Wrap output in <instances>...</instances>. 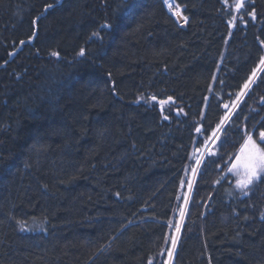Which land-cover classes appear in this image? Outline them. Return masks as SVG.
I'll use <instances>...</instances> for the list:
<instances>
[{
  "label": "trees",
  "instance_id": "1",
  "mask_svg": "<svg viewBox=\"0 0 264 264\" xmlns=\"http://www.w3.org/2000/svg\"><path fill=\"white\" fill-rule=\"evenodd\" d=\"M175 2L185 25L164 0H0V264H264V180L228 171L264 131V0Z\"/></svg>",
  "mask_w": 264,
  "mask_h": 264
},
{
  "label": "snow or ice",
  "instance_id": "2",
  "mask_svg": "<svg viewBox=\"0 0 264 264\" xmlns=\"http://www.w3.org/2000/svg\"><path fill=\"white\" fill-rule=\"evenodd\" d=\"M225 3L228 2V0H224ZM164 3L168 6L170 10L174 12V15L180 17L181 16V8L180 4L176 3L175 0H164ZM125 6L128 11H131L133 7H135L134 4L129 5L128 0H125ZM52 5H47V8H51ZM234 8L237 12H240L242 9L246 8V0H234ZM249 16H251L253 19L255 18V10L247 13ZM186 20L187 18L184 17ZM235 19V18H233ZM102 28L110 29L112 27L111 24L105 23L104 25H101ZM93 36L99 37V32H94L92 34ZM23 43V41L21 42ZM53 56H58L59 53L53 52L51 53ZM78 55L83 56L84 50L81 49ZM260 64L264 65V58H261ZM256 76V72L253 71L252 75L248 77V79L243 83L240 92L236 95L235 100L232 102V108H235L238 106V101L242 96H244L247 93V90L250 89V87L255 83L254 77ZM153 100L156 99V97H152ZM169 100L171 98L169 97ZM168 101L161 100V104H165ZM224 108L228 109V113H226L217 123L214 129L211 130V134L206 137L204 140L203 145V151L201 148H197L196 152L199 153V156L196 158V165H200L202 161H204L205 155L208 157H215L219 155L221 158L226 153L222 151L224 146L229 142L228 140V127L226 125L229 124V121L231 120V108L229 107V104L225 103ZM167 119V117H165ZM233 127H238L233 122ZM206 131V130H205ZM197 133H200L202 136L205 135V132H202L201 128L196 129ZM223 136V139L221 138ZM243 139V144L240 146L239 151L235 154V162L231 165V167L228 168V171L233 173V175L237 176L236 180V187L239 188L243 194L247 195V190L250 189V187L257 181L264 180V147L261 146V144H264V131L259 132L258 139L261 143H257V140L253 139V134L251 132L247 133ZM217 141H219V144H217ZM209 144L212 145V147H209ZM205 163H208L209 161H204ZM211 163H216L215 160L210 161ZM218 166V165H217ZM193 173L196 172V169L193 168ZM220 179H223L221 177ZM220 181L217 180L216 183H219ZM185 181H181V186L183 187ZM188 187L191 188V182H188ZM179 198V197H178ZM187 200V197H185ZM184 211L183 209L180 210V216L183 217ZM264 218V217H262ZM176 231H180V225L177 224ZM177 242V237L173 236L171 237V243L173 248L175 247ZM171 251H169V256H171ZM151 264V262H149Z\"/></svg>",
  "mask_w": 264,
  "mask_h": 264
},
{
  "label": "rangeland",
  "instance_id": "3",
  "mask_svg": "<svg viewBox=\"0 0 264 264\" xmlns=\"http://www.w3.org/2000/svg\"><path fill=\"white\" fill-rule=\"evenodd\" d=\"M180 23L182 24V25H184L186 22H185V20H180ZM263 67H264V65H263ZM240 99H242V97L240 98ZM238 104H239V102H238ZM238 107V106H237ZM237 107H235V108H231V105H230V108H231V119L235 116V113H236V109H237ZM226 113H228V111L226 112ZM231 121V120H230ZM229 121V122H230ZM227 126V125H226ZM218 142V141H217ZM209 147H212V145L211 144H209ZM206 156V155H205ZM198 156L196 155L195 156V158H197ZM235 162V157H234V159H233V162H232V164ZM233 177L234 178H236V176L235 175H233Z\"/></svg>",
  "mask_w": 264,
  "mask_h": 264
},
{
  "label": "built area",
  "instance_id": "4",
  "mask_svg": "<svg viewBox=\"0 0 264 264\" xmlns=\"http://www.w3.org/2000/svg\"><path fill=\"white\" fill-rule=\"evenodd\" d=\"M167 7H168V6H167ZM168 9H169V8H168ZM169 12H170L171 16L176 17V15H174V12H173L172 10L169 9Z\"/></svg>",
  "mask_w": 264,
  "mask_h": 264
},
{
  "label": "flooded vegetation",
  "instance_id": "5",
  "mask_svg": "<svg viewBox=\"0 0 264 264\" xmlns=\"http://www.w3.org/2000/svg\"><path fill=\"white\" fill-rule=\"evenodd\" d=\"M215 82H216V80H215ZM227 111H228V109H225V108H224V112H227ZM253 139H255V138L253 137Z\"/></svg>",
  "mask_w": 264,
  "mask_h": 264
},
{
  "label": "water",
  "instance_id": "6",
  "mask_svg": "<svg viewBox=\"0 0 264 264\" xmlns=\"http://www.w3.org/2000/svg\"><path fill=\"white\" fill-rule=\"evenodd\" d=\"M167 103H170V104H171L172 102H171V101H168ZM196 154H197V156L199 155V153H198V152H197Z\"/></svg>",
  "mask_w": 264,
  "mask_h": 264
},
{
  "label": "bare ground",
  "instance_id": "7",
  "mask_svg": "<svg viewBox=\"0 0 264 264\" xmlns=\"http://www.w3.org/2000/svg\"><path fill=\"white\" fill-rule=\"evenodd\" d=\"M166 104H170V103H166ZM171 104H173V102Z\"/></svg>",
  "mask_w": 264,
  "mask_h": 264
}]
</instances>
